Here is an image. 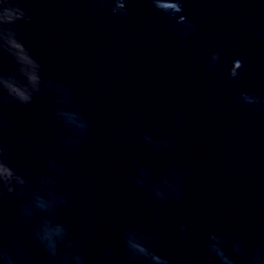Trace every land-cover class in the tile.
I'll return each instance as SVG.
<instances>
[{"label": "water", "instance_id": "1", "mask_svg": "<svg viewBox=\"0 0 264 264\" xmlns=\"http://www.w3.org/2000/svg\"><path fill=\"white\" fill-rule=\"evenodd\" d=\"M0 264H264V0H0Z\"/></svg>", "mask_w": 264, "mask_h": 264}]
</instances>
